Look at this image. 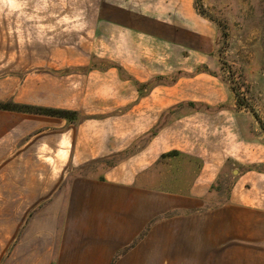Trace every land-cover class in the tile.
I'll return each instance as SVG.
<instances>
[{"label":"crops","instance_id":"0c3cea01","mask_svg":"<svg viewBox=\"0 0 264 264\" xmlns=\"http://www.w3.org/2000/svg\"><path fill=\"white\" fill-rule=\"evenodd\" d=\"M141 1L97 8L94 42L122 45L118 51L48 70V84L33 83L31 99L21 100L31 80L16 83V104L77 116L0 110V164L26 150L61 164L70 179L65 219L99 222L90 235L113 250L107 264H264V173L257 169L264 146L246 139L237 116L212 111L209 100L203 112L194 108L168 119L170 109L201 102L180 100L181 78L169 86L160 53L143 51L146 44L177 42L178 21L161 16L176 3ZM149 12L156 14L144 15ZM42 89L48 98L38 102ZM177 155L197 162V173L190 182L182 178L180 190L167 191L156 167ZM230 171L235 176L225 198L214 186Z\"/></svg>","mask_w":264,"mask_h":264},{"label":"rangeland","instance_id":"374dc122","mask_svg":"<svg viewBox=\"0 0 264 264\" xmlns=\"http://www.w3.org/2000/svg\"><path fill=\"white\" fill-rule=\"evenodd\" d=\"M106 1L113 0H0V83L8 92L3 101L17 103L16 85L24 79L31 83L21 100L33 98V83L48 84V70L83 62L95 52L118 51L122 45L94 42L97 8ZM115 1L137 7L142 2ZM152 1L158 3L143 0ZM160 2L177 4L174 11L161 13L168 23L178 21L173 37L177 42L146 44L152 48L143 51L160 53L169 86L181 78L185 94L180 100L201 102H196L199 107L182 103L170 109L168 119L194 108L203 112V102L209 100L212 111L237 116L246 139L264 146V0ZM157 81L161 82L153 84ZM38 94V102L48 98L47 90ZM146 139L134 150H141ZM192 163L178 155L162 160L156 167L162 188L180 190L181 179L186 183L197 173L198 163ZM57 164L53 166L48 155L33 156L28 150L0 164V264H107L113 259L111 247L90 235L99 222L65 219L70 179ZM257 169L264 173V163ZM234 176L230 171L220 177L214 190L226 198ZM122 254L123 250L118 256ZM141 256L136 253L132 259Z\"/></svg>","mask_w":264,"mask_h":264},{"label":"trees","instance_id":"16d2710c","mask_svg":"<svg viewBox=\"0 0 264 264\" xmlns=\"http://www.w3.org/2000/svg\"><path fill=\"white\" fill-rule=\"evenodd\" d=\"M136 85L140 87V85L137 82H136ZM0 110L22 112V113H32V114L60 117V118H66V119H74L77 116V113L75 112L31 107V106L19 105L13 102H5V103L0 102Z\"/></svg>","mask_w":264,"mask_h":264}]
</instances>
